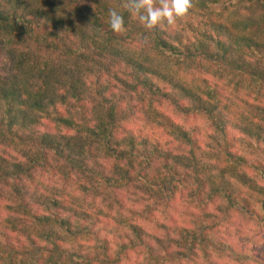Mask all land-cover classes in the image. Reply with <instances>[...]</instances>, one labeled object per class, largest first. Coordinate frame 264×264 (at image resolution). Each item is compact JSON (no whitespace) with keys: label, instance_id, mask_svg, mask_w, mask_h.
<instances>
[{"label":"trees","instance_id":"obj_1","mask_svg":"<svg viewBox=\"0 0 264 264\" xmlns=\"http://www.w3.org/2000/svg\"><path fill=\"white\" fill-rule=\"evenodd\" d=\"M124 2L0 0V264H264V0Z\"/></svg>","mask_w":264,"mask_h":264},{"label":"clouds","instance_id":"obj_2","mask_svg":"<svg viewBox=\"0 0 264 264\" xmlns=\"http://www.w3.org/2000/svg\"><path fill=\"white\" fill-rule=\"evenodd\" d=\"M193 6V0H125L122 4L130 13L139 14L140 21L149 30L164 22L174 25ZM109 24L115 33L125 31L124 17L115 9H109Z\"/></svg>","mask_w":264,"mask_h":264},{"label":"rangeland","instance_id":"obj_3","mask_svg":"<svg viewBox=\"0 0 264 264\" xmlns=\"http://www.w3.org/2000/svg\"><path fill=\"white\" fill-rule=\"evenodd\" d=\"M169 116H171V119L172 120H176V122L177 123H179V124H181L182 126H199V132L200 133H203L205 130H208V126H209V124L208 123H204V121L203 120H201V119H189V118H186V117H183V116H178V117H176V116H174L171 112L168 114ZM204 135V134H203ZM204 136H206V135H204ZM208 136V135H207ZM169 142V141H168ZM169 144H170V142H169ZM176 145V146H175ZM174 146L172 145V144H170V147H172V149H178L177 148V146H178V144H175ZM183 150H186V147H183ZM244 150V152H246V153H250V151L249 150H245V149H243ZM148 226V228H149V230L152 232V229H151V226H150V224L149 225H147ZM255 229H253V231H254ZM258 234H256L255 233V235H254V232H253V234H252V236H251V239H255V237L257 236ZM238 240V239H237ZM251 249H253L254 251H264V243H262L261 245L260 244H256V242H255V244L253 245V247L251 248Z\"/></svg>","mask_w":264,"mask_h":264}]
</instances>
